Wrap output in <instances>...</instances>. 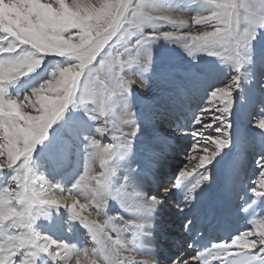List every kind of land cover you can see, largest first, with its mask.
<instances>
[{
	"label": "snow or ice",
	"instance_id": "snow-or-ice-1",
	"mask_svg": "<svg viewBox=\"0 0 264 264\" xmlns=\"http://www.w3.org/2000/svg\"><path fill=\"white\" fill-rule=\"evenodd\" d=\"M184 12L200 31L184 30L189 21L175 15ZM161 41L187 54L190 66L171 71L202 93L185 135L193 138L189 162L193 151L204 154L196 167L185 163L174 173L178 210L205 217L227 210L246 225L254 217L255 226L212 239L199 215L186 217L196 254H173L163 264H264V0H0V264H161L134 253L159 255L144 241H156L163 201L142 188L151 179L171 191L160 183L153 143L167 137L154 132L141 152L145 116L132 110ZM37 73L46 75L17 90ZM245 105L258 107L251 123L258 179L213 190L209 166L221 164L225 149L242 147L233 133L237 119L251 115ZM54 226L83 231L92 247L53 238Z\"/></svg>",
	"mask_w": 264,
	"mask_h": 264
},
{
	"label": "rangeland",
	"instance_id": "rangeland-1",
	"mask_svg": "<svg viewBox=\"0 0 264 264\" xmlns=\"http://www.w3.org/2000/svg\"><path fill=\"white\" fill-rule=\"evenodd\" d=\"M66 2L71 4L72 0H66ZM175 15H179L181 18H184L189 21L188 27L184 29L185 31L201 30L199 26L192 25L191 23L192 13L184 12ZM161 30L170 31L172 29L169 26H165ZM154 52H155V61L151 71L152 79L146 86L136 91V96H137L136 105L133 107L132 110L134 112L140 110L143 112L145 116V119L142 124L144 131L141 134L140 142L138 144L140 151L143 152V148L146 142L150 139V136L154 132H159L162 136L167 137V140L164 142H160L161 143L160 145H162V150H156V151L161 153V155L164 152V154H168V156H172L173 154H175L178 157L177 159L169 160V162L173 161V163H176V165L175 167H172L173 171L171 172V175L168 178V180L164 182H160L162 184L169 186L172 185L175 181L174 173L178 175L179 169L183 167L185 163H188L187 170H191L192 168L196 167V165L199 163L200 155L204 154L203 152L200 151H193L192 155L195 157V159H191L189 162L188 151L192 146L193 138L190 135H185L186 132L192 131L191 119L193 114L198 110L197 105L200 104V96L202 95V93L197 92L191 87L184 85V83L182 82V77L179 74L171 71V67H170L171 65H182L184 67L190 66L189 58L187 57V54L183 51V49L179 45H172V44L167 45L163 41H161L159 44L154 46ZM45 75L46 73H37L25 78L20 82L17 90L26 91L28 87L39 83V81L43 79ZM127 75L128 78L131 77V79H134L136 77L137 82H140L139 80L140 78L136 73L129 72ZM220 80L227 82L228 76L222 74ZM169 97H172V99L169 100ZM234 97H235L234 112L236 113L237 117H242L244 109H242L241 107L239 93H234ZM258 99L259 97L257 96V100ZM157 101H159V105H158L159 111L156 115H153L154 112H156V108L153 107V105H156ZM244 107L247 109L249 113H251V115L242 120L237 119V122L234 125V133H233L234 136L235 135L240 136L242 147L240 149L233 148L231 152H229L228 149H225L224 152L228 154L225 157V159L221 162V164L216 166L214 162V165L209 166L212 171L213 190H215L217 187L225 186L227 185V183L249 184L253 180L258 179V170L256 168L255 162L259 153V146L255 142V138L253 135L256 130L251 128V123L254 122L259 116L258 107L251 105H245ZM166 113L169 114L167 117L165 115ZM160 119H164V121H161ZM129 130L130 129H125V131H129ZM97 139H100L102 144L112 142L109 138H101L100 136H97ZM164 145L166 146V148H164ZM170 146L174 147L173 150L171 149ZM243 160L246 162L245 165L242 164ZM249 161H251L252 164H247V162ZM247 165H249L250 168L246 170ZM97 170H98V166H97ZM197 171H202V169H197ZM195 175L196 174L194 173L193 176ZM67 187H70V184L67 185ZM149 188L153 189L152 186H150ZM171 198L180 199V193L178 191L173 192L170 195V199ZM89 211H91V209ZM185 211L184 212L178 211L180 216H183L182 225L180 227H177L178 234L169 237L170 240L169 242L171 241L175 242L176 241L175 239H179V238H180L179 240L182 242L183 238L185 239L186 237L187 242H185V244L188 246V243L191 242L189 240L192 238V236H188L190 235V233L184 229L183 224L185 223L186 217L191 218L193 215L198 214V212L195 208H193V210L191 211H188L189 213H186ZM119 214L123 215L125 221L130 219L129 216L124 215L123 213H119ZM217 214L219 215L220 219L224 218L225 215H228L229 216L228 221L229 220L231 221L232 223L231 226L237 227V231H244L251 229V227L248 226H246L247 228H245V224L241 223L242 220L241 221L234 220L235 216L230 214L229 211L227 210ZM85 215H87V213ZM93 215H95V213H93ZM109 215H117V213L109 212ZM216 215H212V217H215ZM97 219H100L102 221L104 217L103 216L97 217ZM51 230L52 231H50L49 234L53 235V238L66 240L65 234H63V236L55 235L53 228ZM169 232L171 233V230H169ZM73 233L70 234L78 235V241L80 242L81 246L92 247L90 241L85 242L86 237L83 231L77 229V231ZM113 235L115 236V233H113ZM125 235L127 236L126 239L130 238L128 234ZM146 242L147 241H144L145 245ZM175 243H176L175 248L180 247V250H178L180 252L182 249L181 243L178 242ZM173 248L174 246L173 247L171 246L170 248H168V251L171 252ZM174 251L176 252L175 249ZM195 252H196L195 250H192L189 254H187L186 258L195 255L196 254Z\"/></svg>",
	"mask_w": 264,
	"mask_h": 264
},
{
	"label": "bare ground",
	"instance_id": "bare-ground-1",
	"mask_svg": "<svg viewBox=\"0 0 264 264\" xmlns=\"http://www.w3.org/2000/svg\"><path fill=\"white\" fill-rule=\"evenodd\" d=\"M129 78L131 79V77H129ZM135 80L137 81V78ZM137 83H140V82H137ZM139 89H142V87L139 88ZM168 113L165 114L166 117L169 115ZM160 120L164 121V119H160ZM153 143L155 145V149L156 150H162V145H160L161 144L160 142L154 141ZM164 148H166L165 145H164ZM169 148H167V149H169ZM173 148L174 147H171L172 150H173ZM175 152H176V150H175ZM166 155L168 156V154H164V152L161 155V160H160V182H164V181L168 180V178L171 175V172L173 171L172 167H175V165H176V163H173V161L169 162V160H173V159H177L178 158L175 154H173L172 156H168V157ZM242 164L245 165L246 162L243 160ZM247 164H252V163H251V161H249V162H247ZM136 165H137L136 163H133L132 167L135 168ZM249 168H250V166L247 165L246 166V170L249 169ZM245 172H247V171H245ZM150 186H152L153 189L149 188ZM66 187H67V185H66ZM167 188L171 189V191H166L165 188H161V189L158 190L157 184L153 183L151 181V179H148V180H146L144 182L142 191L148 193L149 195H157V193H159L158 194V199L163 201V204L161 206H159V209H158V212H157V218H156V221H155V223H156V231H155L156 241L152 242V243H150L151 241H147L146 242V246H148V247H157L158 246L159 255L158 256L157 255L148 256V255H141L139 253H134L135 258L137 260L155 261V260L159 259L161 261V264H163L164 257L170 256V255H173V254H178V253H183V255L186 257L187 254H189L192 250H194V249L188 248V246L185 244V242H187L186 237H185V239L183 238L182 242L179 240L180 238L179 239H175L176 240L175 242L181 243V245H182V249H181L180 252L178 251V250H180V247H176L175 248V246H176L175 242H173V241L169 242L170 241L169 240L170 236L178 234L177 227H180L182 225L183 216H180V214L178 212L179 210L177 208V203L179 202L180 199H177V198H175V199L171 198L170 199V195L173 192H175L176 190L172 189V185H169V186L167 185ZM128 192L131 193L132 189H128ZM56 195L57 196L63 195L65 197H67L68 193L67 192H65L63 194L56 193ZM68 202L70 203L71 201L69 200ZM188 211L189 210L186 209L185 212L189 213ZM86 213L87 212H85V214ZM229 213L232 214L233 216H235L234 220H237V221H241L242 220L241 223L245 224V222H244V220L242 218L237 217L234 213H231V212H229ZM196 215H199L201 217L200 213H198ZM207 217H209V216H207ZM207 217H204V218H207ZM228 217H229L228 215H225V217L223 219L228 225H231L232 223H231L230 220L228 221ZM229 219H232V218H229ZM248 219H249V223L247 225L245 224V228H247L246 226H248V227H251V229H252L253 227H255L254 225L251 224V220L254 219V217H249ZM173 227H174V229H173ZM169 230H171V233L169 232ZM53 231H54L55 235L63 236V234H65L66 235L65 236L66 240H68L70 242H77L78 241V235L77 234L73 235L74 233L73 234L65 233V230L62 227H55L54 226L53 227ZM163 234H164V236H163ZM188 236H192V233H190V235H188ZM126 237L127 236L125 235V238ZM181 239H182V237H181ZM171 246L172 247L174 246V248H173V250H171V252H169L168 248H170ZM174 249L176 250V252L174 251ZM160 250H161V252H160ZM124 255H128V253L125 252Z\"/></svg>",
	"mask_w": 264,
	"mask_h": 264
}]
</instances>
